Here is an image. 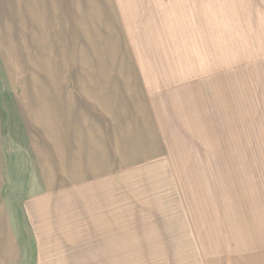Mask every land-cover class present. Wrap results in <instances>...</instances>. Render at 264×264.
I'll return each mask as SVG.
<instances>
[{
    "label": "rangeland",
    "instance_id": "1",
    "mask_svg": "<svg viewBox=\"0 0 264 264\" xmlns=\"http://www.w3.org/2000/svg\"><path fill=\"white\" fill-rule=\"evenodd\" d=\"M24 1L31 7L23 10L24 50L16 57L23 87L9 86V114L22 113L25 122L33 124L31 137L41 163L39 185L33 186L39 201L28 200L33 192L25 175L13 177L16 180L8 186L13 197L9 208L17 218L14 235L21 247L1 249L0 255L21 254L22 264H205L207 258L234 259L259 249L258 244H264V101L256 104L251 97L262 86L252 78L255 68L239 64L247 57L232 58V69H239L231 72L225 109L218 111V99L217 107L212 106L210 136L179 138L160 159L148 157L133 169L124 153L106 159L107 153L91 150L80 125L82 118H88L91 99L108 95L110 80L102 88L96 80L105 81L103 75L110 78L114 68L126 65L125 51L134 50L147 68L155 65L176 77L177 71H171L168 63L176 66L181 35L185 39L193 33L205 42L213 35L219 66L223 55L218 52H223L225 37L233 43V55L234 50L244 49L247 54L254 49L260 29L249 18H257L258 14L251 15L256 11L232 9L230 25L213 28L200 23L189 25L186 33V25L171 23L176 17L170 16L152 18L166 23L114 26L113 33L120 39L103 41L96 74L90 56L97 45L75 39L74 26L63 22L61 0ZM68 14L73 17L71 9ZM255 28L258 32L253 33ZM124 34L134 39L127 40ZM0 46H5L1 38ZM1 52L10 63L8 50L1 47ZM181 62L187 67L190 59L184 56ZM241 70H246L243 75ZM258 76L264 83V76ZM188 118L183 112L181 119L188 122ZM24 148L23 170H19L26 172V160L31 159L26 135ZM17 154L13 153L15 159ZM113 158L114 182L90 181V168H105ZM47 160L55 163L53 176ZM197 162L204 167H195ZM224 221L232 228L225 238ZM204 226L216 229L215 242L206 248L200 243ZM187 230H193L194 236ZM180 231L184 236L178 240L184 243H175ZM165 237L170 242H164Z\"/></svg>",
    "mask_w": 264,
    "mask_h": 264
},
{
    "label": "crops",
    "instance_id": "2",
    "mask_svg": "<svg viewBox=\"0 0 264 264\" xmlns=\"http://www.w3.org/2000/svg\"><path fill=\"white\" fill-rule=\"evenodd\" d=\"M58 3L64 9V24L74 26L77 35L75 39L91 41L93 46L97 45L96 48L91 49L90 56L94 59L92 68L95 69L96 74L97 67L100 66L97 57L101 55L99 50L104 47L103 41L120 39L113 33L114 26L128 23H166L165 20L152 21V18L160 19L170 16L171 18L176 17V20L171 23L179 26L186 25L183 28L186 33L189 25L203 23L202 25L213 26V28L217 24L230 25L232 9L255 10L256 13L252 12L251 15L258 14L257 18H249L250 22H258L257 26L260 29V37L256 38L252 46L254 49H250L251 52L247 54H243L244 49H239L238 52L234 50L233 55V43L225 37L222 39L223 52L221 50L218 52V55H223L219 66L216 56L217 42L213 35H211V40L208 36L206 42L204 38V41H200L202 37L197 38L192 32V35L186 34L185 39L181 35L179 48H177L176 66L168 63L172 66L171 71H177L176 77L175 73L174 76H168L166 70L162 71L161 67L155 65L150 64L147 68L138 59L139 56H136L134 50L125 51L128 55H123V58L127 56L123 60H126L127 64L114 68L110 78H105L103 75L105 81L100 80L101 78L96 80L98 88L100 85L102 88L105 82L107 85L110 80L107 87L108 95H100L91 99L87 108L88 118L80 120L88 146L96 154L107 153L104 157L106 159L112 154L124 153L123 156L127 155L131 169H133L138 166L137 164L145 162L148 157L162 158L168 151H171V146L176 144L179 138L210 136V126L213 121L212 106H216L218 99L221 101V106L217 108L218 111H221V108L225 109L226 103H229L226 102L225 94L229 91L231 84V72L239 69H232L233 57H247L240 59L239 64L243 65L244 69L255 68L254 71L257 73L256 76L253 74L252 78H256L257 86L261 84L262 87L258 88L257 93L252 92L251 97L256 104L264 101V83L259 80L258 76V73L264 76V0H61ZM29 7L31 6L24 0H0V38L5 40V46H0V250L16 249L18 251L21 247L17 236L14 235L17 232L15 228L17 218L16 216L13 218V212L9 208L11 207L9 201L13 199V197L10 198L12 194L9 193V184H13L19 175H25L31 184V192H33L28 200L32 203L35 201V204L39 201V195L35 193L33 186L37 188L39 185L38 172L41 163L31 137L33 124L25 122L22 113L9 114L8 95L9 86L12 90H19L23 87L22 78L18 75L16 57L24 50L21 44L24 24L23 10ZM69 9L73 17L68 14ZM202 17L205 21H202ZM33 24L32 19L31 25ZM250 24L253 25V22ZM105 26L108 27L105 28ZM254 30L253 33L258 32L257 28ZM124 35L127 40L134 39L129 34ZM164 39L166 36L162 38ZM86 45L87 43L81 44L80 51ZM1 47L10 53V63L7 57L5 58L6 55L1 52ZM184 56H186V61L187 56L190 59L187 67L181 62V57ZM245 71L241 70V74L243 75ZM10 72L13 75H9ZM215 93L223 98L220 100ZM183 112L188 114V122L181 119ZM25 135L26 152L31 159L27 158L28 169L24 173L19 169L23 170ZM9 141L10 151L8 150ZM8 152L10 160H8ZM15 152L18 153L16 159L13 156ZM209 152L210 150L207 154H210ZM49 154L48 144V159ZM113 160L115 158L108 159L109 164L105 168L96 170L92 166L89 170L90 181L98 183L100 180H108L113 183L112 176L116 172ZM44 165L43 163L42 167ZM46 167L48 173L51 171L53 176L54 161L50 164L47 160ZM195 167L202 168L204 165L197 162ZM13 177H16L14 181ZM21 222L23 220L20 221V225H22ZM228 226L224 221V238L226 232L232 231L231 224ZM246 229L248 232L251 231ZM190 232L194 236V231L190 230ZM190 232L187 230V233L190 234ZM178 233L176 232L175 235V243H184V240H178V236L183 239L184 231ZM200 233H202V239L200 235L198 238L202 248L209 247L208 244L215 242V228L204 226ZM163 241L170 242L168 237H165ZM258 245L259 249L251 252L252 255H249L248 251L247 255L241 253L239 258L234 259L233 257L229 259L227 255L223 259L216 257L210 260L207 258L205 264H211V261L213 264H264V244ZM12 255H0V264H22L25 259L21 257V254Z\"/></svg>",
    "mask_w": 264,
    "mask_h": 264
}]
</instances>
